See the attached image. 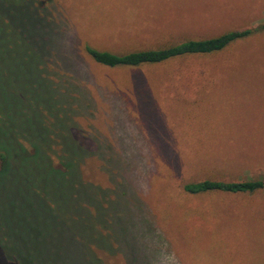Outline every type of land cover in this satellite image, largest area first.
I'll return each mask as SVG.
<instances>
[{
  "label": "rangeland",
  "instance_id": "rangeland-1",
  "mask_svg": "<svg viewBox=\"0 0 264 264\" xmlns=\"http://www.w3.org/2000/svg\"><path fill=\"white\" fill-rule=\"evenodd\" d=\"M262 23L264 0H0V147L51 145L78 161L71 191L82 196L70 230L60 221L77 208L70 190L53 211L51 181L31 188L45 155L30 164L10 155L0 241L30 264H264V191L182 189L264 180V31L137 68L84 52L159 49ZM0 264H9L1 251Z\"/></svg>",
  "mask_w": 264,
  "mask_h": 264
},
{
  "label": "trees",
  "instance_id": "trees-1",
  "mask_svg": "<svg viewBox=\"0 0 264 264\" xmlns=\"http://www.w3.org/2000/svg\"><path fill=\"white\" fill-rule=\"evenodd\" d=\"M261 31H264V23L254 28H249L242 31H229L219 36L208 39L185 40L179 44L159 49L139 50L126 54H114L108 51H100L89 46H85L84 52L92 61L108 68H137L143 65H158L170 60L180 59L184 57L207 56L211 54H216L225 50L231 44L242 39L248 38L253 34ZM21 144L22 145L20 148L17 143V146L20 149H17V152L16 150H12L11 154L5 152L4 149L0 147V174L4 172V169L6 167H11L13 165V163L11 162V158H9L10 155H12V157L20 156L25 161V163L30 164L34 162V160L38 159L39 154H44L46 159L40 163L38 162L36 168L38 173L42 174V176L45 175V172H49L50 174L47 175L49 179L44 181V177L41 176L40 179L42 180L39 181L35 179L31 188L35 185L38 186V183H42L43 192H45L44 184L48 187L50 186L51 181L53 187L58 189V199H52V205H50V202L52 201L50 200L48 205V208H51V210L53 211L54 205H61L64 203L63 198L67 195V191L69 189L70 192L68 195V199L70 207L76 206L77 208L75 210H63L62 219L60 221H62L64 224H69L70 230L72 227L79 225L78 221L73 220V215L71 216L72 212L81 211V208L78 207L82 203V196L79 197L76 194V196H74V193L72 192L73 188H75L77 185L76 181H73V179L79 176V167L77 164L78 161L70 162L64 157H59L58 155H55L54 152H52L51 145L50 148L47 147V149L43 151L36 144ZM77 148V146H72L71 144H69L70 154H78ZM32 172L33 169L31 167H27L26 170L24 169V175L26 176L33 177L34 174ZM63 184L64 186L66 185V187H63L61 189ZM77 187L79 186L77 185ZM83 189L84 187L82 188V191ZM182 189L185 193L190 195H198L209 192L245 194L253 193L256 191H264V180H244L239 182H219L205 180L201 182L185 184L183 185ZM40 198L42 202H45L46 194L40 195ZM93 213H98L97 208L93 211ZM17 244L20 243L17 242ZM27 246H29V244H27ZM0 251L3 254V257L5 258V261L9 264H30L29 255L23 251L19 253L17 251V245L15 243H11V241H0Z\"/></svg>",
  "mask_w": 264,
  "mask_h": 264
}]
</instances>
